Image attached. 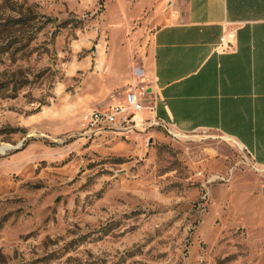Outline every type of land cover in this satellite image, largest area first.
Segmentation results:
<instances>
[{"label":"rangeland","instance_id":"374dc122","mask_svg":"<svg viewBox=\"0 0 264 264\" xmlns=\"http://www.w3.org/2000/svg\"><path fill=\"white\" fill-rule=\"evenodd\" d=\"M166 11L0 0V264H264L259 170L244 148L149 118L88 127L128 92L150 104Z\"/></svg>","mask_w":264,"mask_h":264},{"label":"crops","instance_id":"0c3cea01","mask_svg":"<svg viewBox=\"0 0 264 264\" xmlns=\"http://www.w3.org/2000/svg\"><path fill=\"white\" fill-rule=\"evenodd\" d=\"M161 4L169 22L152 40L153 109L136 115V126L149 118L179 133L217 131L241 143L259 170L264 218V0Z\"/></svg>","mask_w":264,"mask_h":264},{"label":"built area","instance_id":"2783aa9c","mask_svg":"<svg viewBox=\"0 0 264 264\" xmlns=\"http://www.w3.org/2000/svg\"><path fill=\"white\" fill-rule=\"evenodd\" d=\"M225 42V38L222 39ZM153 107L144 105L137 97L135 92H128L124 104L114 105L105 110H94L89 115V128H107L108 126L119 125L136 126V115L145 111L152 110Z\"/></svg>","mask_w":264,"mask_h":264},{"label":"trees","instance_id":"16d2710c","mask_svg":"<svg viewBox=\"0 0 264 264\" xmlns=\"http://www.w3.org/2000/svg\"><path fill=\"white\" fill-rule=\"evenodd\" d=\"M15 23H16L17 25H23V24H25L24 20L21 19V18H15ZM26 23H27V22H26ZM0 26H1V25H0Z\"/></svg>","mask_w":264,"mask_h":264},{"label":"bare ground","instance_id":"6f19581e","mask_svg":"<svg viewBox=\"0 0 264 264\" xmlns=\"http://www.w3.org/2000/svg\"><path fill=\"white\" fill-rule=\"evenodd\" d=\"M231 140V139H230ZM232 144L237 146L238 148H242V145L241 143H239L238 141H235V140H231Z\"/></svg>","mask_w":264,"mask_h":264}]
</instances>
